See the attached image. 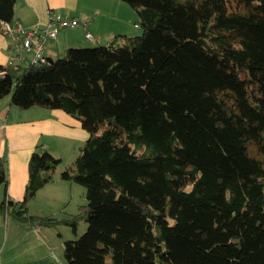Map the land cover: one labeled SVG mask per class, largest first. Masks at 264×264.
I'll return each instance as SVG.
<instances>
[{
	"label": "trees",
	"instance_id": "obj_1",
	"mask_svg": "<svg viewBox=\"0 0 264 264\" xmlns=\"http://www.w3.org/2000/svg\"><path fill=\"white\" fill-rule=\"evenodd\" d=\"M122 1L142 34L0 65V101L62 110L87 133L59 174L85 190L74 215L29 213L60 165L36 146L21 201L0 157V217L85 222L65 264H264V0ZM14 3L0 0V21Z\"/></svg>",
	"mask_w": 264,
	"mask_h": 264
},
{
	"label": "crops",
	"instance_id": "obj_2",
	"mask_svg": "<svg viewBox=\"0 0 264 264\" xmlns=\"http://www.w3.org/2000/svg\"><path fill=\"white\" fill-rule=\"evenodd\" d=\"M115 4L113 8L107 0H15L13 20L27 29L42 27L51 12L86 22L85 29H65L59 31L55 39L47 40L46 58L55 60L68 48L87 44L105 46L113 39L120 43L122 39H117V36L128 37L123 28L127 23L126 18L131 14L125 10L120 14L123 4L117 0ZM85 31L91 35L93 42L85 39ZM7 57L6 40L0 34V65L6 64ZM86 139L87 133L81 128L80 122L62 110L40 107L24 110L13 106L10 98L2 99L0 157L6 158L8 182L4 191L7 198L22 200L28 177L27 162L38 146L57 157L60 165L52 181L38 190L29 202V213L38 216L75 214L79 207L73 205V195L77 188L74 183L61 180L59 174L65 168H73L74 158ZM2 198L3 188L0 187V202ZM56 232L57 229L29 228L7 216L0 217V264H65L62 260V243L69 239H64L60 231ZM76 236L77 228L73 238Z\"/></svg>",
	"mask_w": 264,
	"mask_h": 264
},
{
	"label": "built area",
	"instance_id": "obj_3",
	"mask_svg": "<svg viewBox=\"0 0 264 264\" xmlns=\"http://www.w3.org/2000/svg\"><path fill=\"white\" fill-rule=\"evenodd\" d=\"M86 25V22L62 17L51 12L48 13L47 23L44 26L32 29L23 27L18 21L12 23L0 21V34L6 40V47L9 51L6 65L17 67L46 64L45 46L47 40L55 39L61 30L78 27L85 29ZM84 37L88 41H94L86 31Z\"/></svg>",
	"mask_w": 264,
	"mask_h": 264
},
{
	"label": "rangeland",
	"instance_id": "obj_4",
	"mask_svg": "<svg viewBox=\"0 0 264 264\" xmlns=\"http://www.w3.org/2000/svg\"><path fill=\"white\" fill-rule=\"evenodd\" d=\"M107 1H109V5L110 6H112L113 8L116 7V4H115V1L116 0H107ZM117 2H122V4H123L122 5L123 6V11L120 10V14H123L124 10L127 11V12H130V14H131L129 17L126 18L127 19L126 20L127 23H125L124 28H123L124 29V33L128 37L129 36H137V35L142 34V28H141V26L138 23V17L136 15V13L134 12V10L129 5H127L125 2H123L122 0H117ZM112 3L114 5H112ZM116 16L119 18V15L118 14ZM127 30H128V32H127ZM61 31H63V30H61ZM122 38L123 37L117 36V39H119V40H121ZM83 47H92V45L87 44V45H84ZM9 98H10V94L6 95L2 99L3 100H6V99H9ZM73 166H74V163H73ZM67 169H69V168H67ZM74 186L77 189L74 191V195H73V205L74 204L75 205H78V206L84 205L85 204V201H86L85 200V190H84V188L81 187V186H79V185H77V184H75V183H74ZM43 215H48V214H43ZM70 216L71 215H65V214H60L59 215V214H57V215H55L53 217H55L56 219H66V218H69ZM86 228H87L86 223L83 222V221H79L78 222V225H77V236L75 238H73V232H72L71 228L68 227V226L61 225V226H58L56 228H53V230H56L57 229L58 232H56V233H59V231H60L63 234L64 239L74 240V239L78 238L80 235H82L85 232ZM56 237H57V235H56Z\"/></svg>",
	"mask_w": 264,
	"mask_h": 264
},
{
	"label": "water",
	"instance_id": "obj_5",
	"mask_svg": "<svg viewBox=\"0 0 264 264\" xmlns=\"http://www.w3.org/2000/svg\"><path fill=\"white\" fill-rule=\"evenodd\" d=\"M53 60H51L50 58H47V63L50 64L52 63Z\"/></svg>",
	"mask_w": 264,
	"mask_h": 264
}]
</instances>
